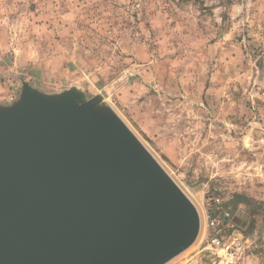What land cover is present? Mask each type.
I'll use <instances>...</instances> for the list:
<instances>
[{
    "label": "rangeland",
    "instance_id": "obj_1",
    "mask_svg": "<svg viewBox=\"0 0 264 264\" xmlns=\"http://www.w3.org/2000/svg\"><path fill=\"white\" fill-rule=\"evenodd\" d=\"M0 75L7 103L76 89L137 136L200 218L165 264H264V0H0ZM217 225L241 252L205 248Z\"/></svg>",
    "mask_w": 264,
    "mask_h": 264
},
{
    "label": "water",
    "instance_id": "obj_2",
    "mask_svg": "<svg viewBox=\"0 0 264 264\" xmlns=\"http://www.w3.org/2000/svg\"><path fill=\"white\" fill-rule=\"evenodd\" d=\"M76 89L0 105V264H165L195 205L137 136Z\"/></svg>",
    "mask_w": 264,
    "mask_h": 264
},
{
    "label": "built area",
    "instance_id": "obj_3",
    "mask_svg": "<svg viewBox=\"0 0 264 264\" xmlns=\"http://www.w3.org/2000/svg\"><path fill=\"white\" fill-rule=\"evenodd\" d=\"M230 217V209L226 208L222 212V218L228 219ZM205 248L209 250H222L226 254H237L242 251L243 244L238 238L226 235L223 228L219 225L213 227L212 231L209 233L207 240L205 242ZM186 264H204L199 259H192Z\"/></svg>",
    "mask_w": 264,
    "mask_h": 264
},
{
    "label": "crops",
    "instance_id": "obj_4",
    "mask_svg": "<svg viewBox=\"0 0 264 264\" xmlns=\"http://www.w3.org/2000/svg\"><path fill=\"white\" fill-rule=\"evenodd\" d=\"M10 92V87H8L2 82V78L0 75V105L9 104L7 103L8 96L13 95V92H11L12 94H9Z\"/></svg>",
    "mask_w": 264,
    "mask_h": 264
},
{
    "label": "trees",
    "instance_id": "obj_5",
    "mask_svg": "<svg viewBox=\"0 0 264 264\" xmlns=\"http://www.w3.org/2000/svg\"><path fill=\"white\" fill-rule=\"evenodd\" d=\"M237 198L239 199L240 197H239V196H237ZM238 201L240 202V201H242V200H238Z\"/></svg>",
    "mask_w": 264,
    "mask_h": 264
}]
</instances>
